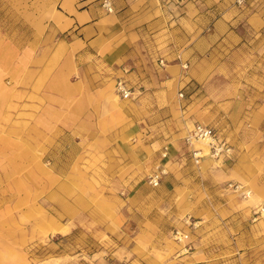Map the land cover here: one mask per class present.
<instances>
[{"label": "rangeland", "instance_id": "obj_1", "mask_svg": "<svg viewBox=\"0 0 264 264\" xmlns=\"http://www.w3.org/2000/svg\"><path fill=\"white\" fill-rule=\"evenodd\" d=\"M61 6L0 0V264H264V1L133 0L120 68Z\"/></svg>", "mask_w": 264, "mask_h": 264}, {"label": "crops", "instance_id": "obj_2", "mask_svg": "<svg viewBox=\"0 0 264 264\" xmlns=\"http://www.w3.org/2000/svg\"><path fill=\"white\" fill-rule=\"evenodd\" d=\"M132 1L133 0H114V14L103 16L104 13L100 8L99 0H60L62 11L56 18L60 19L61 25L65 27L64 32L71 31L80 43L85 44V47L93 48V46H96L95 42L98 43L102 40H110L112 42V48L101 54L103 62L108 65L119 66L120 68L128 54L121 48L122 44L125 43L123 42L126 35L125 26L134 23V18L133 16L131 17ZM201 19L202 21L200 20V22L207 23V25L212 22L209 15L206 17L202 16ZM108 22L112 23V27L109 28L107 32L108 34L101 33L99 38L96 39V30L98 26L100 27L101 23ZM92 32L94 35H92ZM89 41H91V43H87ZM96 54L100 56L97 50ZM118 71L125 74L124 72L126 70L119 69ZM41 73H45L40 74L41 77L46 76L47 73H49V69L41 70ZM134 73L136 74V72ZM128 77H130V74ZM31 86L33 88L44 89L45 99H48V96H51L53 93L52 90L54 85L51 81H45L41 84H39L38 81H33L31 82Z\"/></svg>", "mask_w": 264, "mask_h": 264}, {"label": "built area", "instance_id": "obj_3", "mask_svg": "<svg viewBox=\"0 0 264 264\" xmlns=\"http://www.w3.org/2000/svg\"><path fill=\"white\" fill-rule=\"evenodd\" d=\"M236 6H244L249 2H258L264 0H232ZM100 8L105 14H112L114 12V0H99ZM186 69V65L183 66ZM115 93L118 95L119 98L126 100L131 97V88L128 86L127 82L119 78L115 82ZM208 140V155L211 158L219 159L224 157H229L231 155V148L227 141L222 138L216 131L209 126L195 124L192 126L188 136H185V141L188 144H191V140ZM192 145V144H191ZM199 151H195L194 158L195 159H202L206 156L198 155ZM199 162V161H198ZM149 183L152 186H157L159 183V177L153 176ZM243 194L247 196V192L242 191ZM179 242H183L187 237L185 235H181L177 232V236L175 237Z\"/></svg>", "mask_w": 264, "mask_h": 264}, {"label": "bare ground", "instance_id": "obj_4", "mask_svg": "<svg viewBox=\"0 0 264 264\" xmlns=\"http://www.w3.org/2000/svg\"><path fill=\"white\" fill-rule=\"evenodd\" d=\"M108 89H109L110 99H112L114 103L118 102V99L115 97V90L113 91L112 86H110ZM188 129H189L188 132H190L191 126H189ZM188 134H187V136H188ZM191 144L195 147L194 149H197L198 151H200V153H198V155H202V156L208 155V153H209L208 152V149H209L208 140H200V139L199 140H191ZM197 150H195V151H197ZM248 196H250V193L248 194Z\"/></svg>", "mask_w": 264, "mask_h": 264}]
</instances>
